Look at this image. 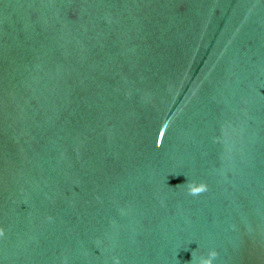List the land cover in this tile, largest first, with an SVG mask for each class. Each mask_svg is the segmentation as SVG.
<instances>
[{
	"label": "water",
	"instance_id": "95a60500",
	"mask_svg": "<svg viewBox=\"0 0 264 264\" xmlns=\"http://www.w3.org/2000/svg\"><path fill=\"white\" fill-rule=\"evenodd\" d=\"M0 264H264V0H0Z\"/></svg>",
	"mask_w": 264,
	"mask_h": 264
},
{
	"label": "clouds",
	"instance_id": "9594fccd",
	"mask_svg": "<svg viewBox=\"0 0 264 264\" xmlns=\"http://www.w3.org/2000/svg\"><path fill=\"white\" fill-rule=\"evenodd\" d=\"M200 190H202V188L193 189V190H192V193L195 194L197 191H200Z\"/></svg>",
	"mask_w": 264,
	"mask_h": 264
}]
</instances>
